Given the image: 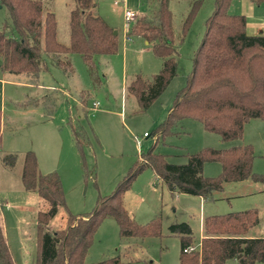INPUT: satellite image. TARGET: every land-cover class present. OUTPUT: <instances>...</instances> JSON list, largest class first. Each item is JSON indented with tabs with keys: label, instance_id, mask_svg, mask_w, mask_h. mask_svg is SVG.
Masks as SVG:
<instances>
[{
	"label": "rangeland",
	"instance_id": "1",
	"mask_svg": "<svg viewBox=\"0 0 264 264\" xmlns=\"http://www.w3.org/2000/svg\"><path fill=\"white\" fill-rule=\"evenodd\" d=\"M41 1L44 10L55 15L58 41L68 43V18L73 1ZM128 2L137 13L145 12L144 0ZM190 5L191 0L171 1L177 74L145 110L140 109L136 98L127 93L125 87L137 73L151 78L160 69L161 59L152 53L150 44L130 43L126 39L124 9L113 5L112 0H99V10L117 24L116 53L95 56L93 67L77 53L67 56L69 66H58L47 56V69L39 73L38 79L0 69L3 117L0 221L17 263H34L36 260V212L45 205L36 192L28 191L22 185L24 152L31 150L37 157L34 151L37 148L40 173L56 171L64 190L65 207L58 209L46 230L41 256L45 262L52 258L57 245L55 230L66 226L67 210L75 215L91 211L98 196L110 194L132 161L153 144L155 127L164 120L176 93L186 84L193 53L202 38L213 0H204L183 32L182 24ZM231 10H238L236 12L244 14L251 23L258 20L257 16L264 18V4L256 5L251 0H235ZM5 19L6 10L0 6V27ZM95 101L98 102L96 106L93 105ZM71 123L78 128L84 142L87 176L74 143ZM176 130L164 139L159 138L154 147V151L166 155L168 162L184 163L186 153L203 147L250 144L254 152L252 172L264 175V120L250 119L245 123L240 139L227 141L205 130L192 118L183 119ZM220 171L219 162L203 164L204 176H215ZM123 202L137 223L159 219L162 235L121 237L116 220L105 218L94 233L86 255L87 262L117 256L120 264H178L179 238L168 232V225L188 221L195 237L191 246L195 251L198 249L201 217L209 214L256 208L259 223L250 234L264 235V182L251 177L225 183L222 190L214 192L200 205L197 196L170 193L160 180L156 181L153 172L146 169L124 193ZM225 264H238V261L230 258Z\"/></svg>",
	"mask_w": 264,
	"mask_h": 264
},
{
	"label": "trees",
	"instance_id": "2",
	"mask_svg": "<svg viewBox=\"0 0 264 264\" xmlns=\"http://www.w3.org/2000/svg\"><path fill=\"white\" fill-rule=\"evenodd\" d=\"M72 1L69 40L61 43L57 39L55 15L44 10L41 0H0V6L6 10V19L0 27V69L38 79L39 73L47 69V56L58 66H69L67 56L77 53L93 67L95 56L116 53L118 35L96 12L97 1ZM203 2L191 0L182 24L183 32ZM144 3L149 13L137 16L126 36L146 40L152 53L161 59V67L151 78L135 74L125 87L126 92L136 98L141 110L147 109L177 74L169 0H144ZM230 3L231 0H213L202 38L193 53L186 84L176 93L164 120L155 127L153 144L132 161L110 194L98 196L91 211L75 215L67 210L66 226L55 230L57 245L52 258L45 262L41 256L46 230L58 209L65 207L64 190L56 171L41 174L34 152H24L22 185L36 192L45 204L36 212V260L34 263L14 260L0 223V264H120L117 256L87 262L86 255L96 229L105 218L116 220L121 237L162 235L159 219L137 223L123 202L124 193L146 169L151 170L170 193L202 198L211 197L228 182L249 177L264 182V175L252 172L254 152L250 144L203 147L186 153L184 163H170L165 154L154 151L158 139L176 133V127L185 118L199 121L205 130L218 134L223 141L240 139L250 119L264 120V34H247L245 15L230 13ZM1 118L0 108V141ZM70 127L87 176L84 142L78 128L72 123ZM205 162H219L220 173L204 176ZM258 223L256 208L204 216L203 237L200 248L195 251H184L194 241L188 221L171 223L167 229L179 238V264H225L227 259L238 255V264H254L264 262V235H249Z\"/></svg>",
	"mask_w": 264,
	"mask_h": 264
},
{
	"label": "crops",
	"instance_id": "3",
	"mask_svg": "<svg viewBox=\"0 0 264 264\" xmlns=\"http://www.w3.org/2000/svg\"><path fill=\"white\" fill-rule=\"evenodd\" d=\"M171 1L172 0H169V8H170V10H171V7H170V5H171ZM234 2H235V0H231V3H230V6H229V12L230 13H234V14H241V13H239V12H236V11H238V10H231V6H233L234 5ZM112 4L113 5H115V6H121L123 9L124 8H129V9H131V7H133L129 2H128V0H125V2L124 3H119V4H114L113 3V0H112ZM260 4H264V2L263 3H260ZM260 4H256V5H260ZM96 12L98 13V14H100L113 28H114V30L116 31V33L118 34V29H117V24H115L114 22H112L113 20H111L110 19V17L109 16H106V15H104L103 14V12H100V10H99V0L97 1V6H96ZM172 12V11H171ZM147 13H149V11H148V9H147V7H145V12H142V13H137V14H139V15H144V14H147ZM258 17V20L256 21V22H254L253 21V23H251V22H249V20L246 18V33L247 34H259V33H262V34H264V21L262 20V19H264L262 16H257ZM131 24L132 23H130L129 24V27L131 26ZM125 37H126V39L130 42V43H137V44H148V42L146 41V40H141V39H139V38H127V36H126V32H125ZM37 85H39V84H37ZM2 123H3V117L1 118V130H2ZM144 133H146V132H144ZM2 139V138H1ZM0 144H1V141H0ZM37 148H34V151H35V153H36V155H37V160H38V170H39V156H38V149L36 150ZM28 151V150H27ZM72 166H73V168H75V164H72ZM63 167H65V166H63ZM72 168V167H71ZM61 171V170H60ZM39 172H40V170H39ZM154 174V173H153ZM154 176H155V174H154ZM155 178H156V181H158L159 179L155 176ZM162 184V183H161ZM163 185V184H162ZM164 186V185H163ZM165 187V186H164ZM166 188V187H165ZM176 194H182V193H176ZM183 195H187V194H183ZM38 196V195H37ZM197 198H199V201H200V205H202V201L203 200H205L206 198H202V197H197ZM2 205V204H1ZM42 207V206H41ZM209 215H214V214H209ZM208 216V215H207ZM203 218H204V216L203 217H201V221H200V233H199V237H198V242H197V244H198V249H199V246H200V243H201V238L203 237V229H202V220H203ZM0 223H1V221H0ZM1 226H2V230H3V232H4V226H3V224H1ZM252 230V229H251ZM251 230H250V232H251ZM250 232H249V235L250 236H259V235H262V234H250ZM192 233H193V231H192ZM4 235H5V232H4ZM6 236V235H5ZM194 236V235H193ZM195 238V237H194ZM6 239H7V236H6ZM180 256V255H179ZM235 259H237V257L235 258ZM178 264H179V257H178Z\"/></svg>",
	"mask_w": 264,
	"mask_h": 264
},
{
	"label": "built area",
	"instance_id": "4",
	"mask_svg": "<svg viewBox=\"0 0 264 264\" xmlns=\"http://www.w3.org/2000/svg\"><path fill=\"white\" fill-rule=\"evenodd\" d=\"M125 0H113L114 4H119V3H124ZM137 17V12L129 9V8H124V18H125V23H126V31L129 28V24L133 23ZM98 104L97 101L93 102V105L96 106ZM146 133H144L145 135ZM192 247H188L184 249V251H191Z\"/></svg>",
	"mask_w": 264,
	"mask_h": 264
},
{
	"label": "water",
	"instance_id": "5",
	"mask_svg": "<svg viewBox=\"0 0 264 264\" xmlns=\"http://www.w3.org/2000/svg\"><path fill=\"white\" fill-rule=\"evenodd\" d=\"M113 33H116V31L114 30ZM238 257H239V255H238ZM238 257H237V258H238Z\"/></svg>",
	"mask_w": 264,
	"mask_h": 264
}]
</instances>
